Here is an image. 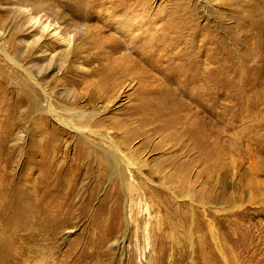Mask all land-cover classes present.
<instances>
[{
    "label": "rangeland",
    "instance_id": "1",
    "mask_svg": "<svg viewBox=\"0 0 264 264\" xmlns=\"http://www.w3.org/2000/svg\"><path fill=\"white\" fill-rule=\"evenodd\" d=\"M40 12L72 30L43 35ZM183 19L198 31L197 46L214 31L229 59L245 62L218 74L197 99L189 95L192 83L140 50ZM53 38L59 44L51 49ZM110 41L116 50L107 49ZM92 67L121 74L102 79ZM24 69L43 83L58 116L109 136L116 149L87 133L82 148L83 136L49 115ZM263 87L264 0H0V130L6 146L23 148L13 158L11 180L21 189L14 191L34 188L42 168L48 181L67 184L35 190L34 204L45 198L41 209L52 217L36 229L32 222L13 226L16 259L1 255L0 264H264ZM27 88L37 94L36 107ZM196 122L199 141L191 134Z\"/></svg>",
    "mask_w": 264,
    "mask_h": 264
},
{
    "label": "bare ground",
    "instance_id": "2",
    "mask_svg": "<svg viewBox=\"0 0 264 264\" xmlns=\"http://www.w3.org/2000/svg\"><path fill=\"white\" fill-rule=\"evenodd\" d=\"M116 5H119V2ZM185 14H186V12H185ZM191 16H192V12H190L189 16H187V17L191 18ZM188 20L183 19V20H180L178 22L176 21V24H174L173 26L169 25L168 28L171 29L170 30L171 35L165 34V31H163L161 36H159V37L157 36L154 40H152V43L150 44L151 46L149 45L148 48H144V50H143V48H141L140 50L144 54V57H147V58L152 57V59L154 58L155 61H152L151 59H149L150 63L153 62V64H157V65L161 66V63L163 62L164 65L162 66L163 69H161V70L165 71L166 74L171 73V71L173 73V69H174V71H175L174 74L182 75L184 77V80L186 82H188L189 85H190V83H192V86L190 85L191 86L190 90H188L190 93L189 92H187V93H189V95L192 94L191 98L196 97V99H197L198 97H200L201 93H204V90L207 91V89L213 85L212 81H214L215 78H217L220 75V73L227 72L229 69L228 67H230L233 64L235 65L238 63L237 62L233 63L229 59V57H228L229 54L227 53V50H226L227 43L222 44L221 41L218 43L217 39L219 38V36H217L214 33V31H208L207 34L203 35V38L201 39V43L199 44V46H197L196 41L198 38V31L189 25L190 21H188ZM39 21H41V23L44 24L42 28H43V35H44V32H46L45 36L50 31H53L54 37L57 35L59 37L60 36L64 37L66 34H68L72 30L70 25L64 24L61 19L59 20L55 15H50L49 13H46V12H40L39 13V20L38 21L36 20V22H39ZM71 24H74V21H71ZM50 27H51V29L48 31V29ZM45 36H44V41H45ZM73 36H74V34H73ZM73 36H72V42H73ZM55 44L56 45L59 44V41H57L55 38L51 39V44H49L50 48L54 49ZM208 44H214V46H213L214 50H215L214 52L209 53L210 52V50H209V51H206V53H204L205 49H210L209 47H207ZM40 46L44 47L45 43H43V41L40 42ZM106 47L109 50H114L116 47H118V45L116 43L110 41ZM69 53H70V51L69 52H63L62 55H64V54L68 55ZM128 56H129V54H128ZM201 56H203V57H201ZM6 57L9 60L10 59L14 60L13 58H10L7 54H6ZM223 59H227L226 61L228 64L222 62L221 60H223ZM245 60H246V58H245ZM219 61H221V63ZM84 62L86 64H90L91 60L85 59ZM238 62H239L238 68L243 63H245L243 59H240ZM226 64H227L226 67L221 68V66H225ZM69 67H67V70ZM232 68H233V66H232ZM232 68H231V70H232ZM23 71H24V73L26 72L25 74L27 75V77L31 79V83L33 84V86H37V88L40 90V92H42V94L44 95L45 100H46V105L48 106L47 108H48L49 115L55 121H58L62 125L69 128L70 130L76 132L80 136H83L82 137L83 140H81L79 142V144L81 145L82 148H86V146H89L90 140H88L87 139L88 137H86L84 135V133H87V134H91L92 136H99V138H101L102 141L106 140V142H108L109 146L111 148H113V150L116 149V147L113 144L112 138H110L109 136H104V135L98 134V132H96L90 128H88V129L86 128L87 130L86 129H83V130L79 129L78 127L74 126V124H72L70 121L67 122L66 120H64L60 116H58L57 112L55 111V109L52 107V105L50 103V96L47 92V89H45V86L43 87V83L38 82V79H36V77L32 74L31 71H29L27 69H26V71H25V69ZM89 71L92 74L93 73L94 74L100 73V75L103 76L102 79L114 78L117 74H121L120 71H111L109 73L104 74V73L98 71V68H96V67H92ZM181 79H179V81ZM217 81L218 80H216V82ZM118 86H119V84H118ZM179 88H181V87H179ZM116 89H118V88H116ZM36 95H34V91L27 88L25 96L27 98H29L30 102L32 101V107L37 106L35 103ZM175 98L176 97H174V99ZM181 102H183V101H181ZM202 102H204V101H202ZM196 106H198V105H196ZM160 108H156L155 111L164 114L165 111L160 110ZM185 108H187V107H185ZM161 109H163V108H161ZM174 109H176V108H174ZM70 111H73V109H69V112ZM193 120H195V119H193ZM199 127H201L200 122H196L195 126L192 127V133H191L193 135V138L194 139L197 138V140H198V138H200L199 134H200L201 128H199ZM4 128L5 127H3V129ZM3 129L0 130V257L3 256L2 259L4 261H7V260L9 261V258L16 259V254L18 253V252H16L15 254H12L11 253L12 248L14 250L15 248L19 247V243L17 244V240L19 239V237H18L19 231L13 229V226H19V225L21 226L22 225V226L26 227L29 224V222L30 223L32 222V225L35 226V228L34 227L33 228L36 229L37 228L36 225L37 226L42 225L43 222H45V220L51 219L50 218L51 213L48 210L41 209V208L45 207L46 205H48L44 202L45 198L39 199V201L36 202V204H34V201L32 200V194L36 191H39L42 194L43 193L42 190H44L46 193H48L51 188H56V190H63V189H65V187H67L66 186L67 184L63 179L62 180L60 179L58 182L48 181V179L45 177V175L48 173V168H42L41 169L42 175L40 178H38L35 181L36 186H34V188H32L31 187L32 185H30V187L28 188V192L25 195L20 194V192L14 191V190H20L21 191V189H20L19 185L17 184V182H15V184H14V181L11 180L12 176L15 175V172L13 171V168H12L13 162H14L13 158H15L14 157L15 152L16 151H18V152L23 151V148L21 147V143H15L14 146H10V147L6 146L5 143L8 139V137H7V134L2 131ZM190 129H189V131H191ZM22 135L23 134L20 135L17 142H20V140H22ZM190 140H191V138H190ZM195 143H196V141H195ZM200 143L202 144V142H200ZM199 146H200V144H199ZM53 147H55V141L51 137L47 141V146L45 149L48 152V155H49V153H51L53 151V149H54ZM196 147H197V145H196ZM82 148H80L79 157H82V156L86 157L87 153H86L85 149H82ZM113 150L108 152L107 148H104V151L105 152L107 151V153H108L107 155H112ZM96 156L99 159V161H98L99 165L101 163L102 166L104 167L105 162L103 163V157L105 156V154H103L100 151V153ZM138 163L140 165V160ZM130 165L133 166L134 169H136L137 171L141 172L140 166H139L140 168H138V166L132 162L130 163ZM29 169H30V167L27 166L26 163H23L21 165V170L28 171ZM73 178H71L70 183L68 184L69 187L73 186L75 184V181L73 180ZM17 187H18V189H17ZM70 193L71 192L69 191V194ZM11 207H13L12 210H11ZM29 207H36V210H34L32 216H30L31 214H28V212H27ZM51 217H52V215H51ZM25 224H26V226H25ZM2 259H1V261H2ZM3 264H4V262H3Z\"/></svg>",
    "mask_w": 264,
    "mask_h": 264
}]
</instances>
